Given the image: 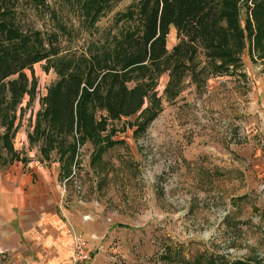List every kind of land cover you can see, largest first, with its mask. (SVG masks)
I'll return each instance as SVG.
<instances>
[{
  "label": "rangeland",
  "instance_id": "rangeland-1",
  "mask_svg": "<svg viewBox=\"0 0 264 264\" xmlns=\"http://www.w3.org/2000/svg\"><path fill=\"white\" fill-rule=\"evenodd\" d=\"M137 1L113 0L93 25L76 0H16L14 15L25 31L61 26L64 48L80 52L125 29L114 17ZM170 32L168 50L177 43ZM197 54L202 68L204 56ZM241 59L238 72H208L198 84L186 76L171 99L163 73L154 89L161 101L157 117L141 130L150 104L144 98L134 115L107 118L99 147L114 142L97 154L90 140L78 144L64 179L55 155L41 154L34 133L39 100L56 74L45 61L34 64L24 71L32 93L14 119L13 148L25 159L3 164L0 155L1 181L24 173L35 187L38 169L57 173L61 205L94 223L89 236L69 229L94 249L86 264H264V74L246 51ZM0 264H12L2 251Z\"/></svg>",
  "mask_w": 264,
  "mask_h": 264
},
{
  "label": "trees",
  "instance_id": "trees-1",
  "mask_svg": "<svg viewBox=\"0 0 264 264\" xmlns=\"http://www.w3.org/2000/svg\"><path fill=\"white\" fill-rule=\"evenodd\" d=\"M39 3L40 0H28ZM83 19L93 25L113 0H76ZM138 0L116 13L114 24L126 28L108 41L90 42L85 51L66 50L64 30H22L15 22L16 0H0V155L3 164L24 162L13 148L15 113L32 93L27 68L45 61L56 79L39 100L34 133L43 156L55 155L58 178H67L75 164L77 145L90 140L97 154L114 141L101 134L107 118L132 116L144 104L141 130L157 117L160 99L154 96L158 78L166 73L164 94H178L189 76L198 84L208 72L242 70L241 55L260 62L264 74V0ZM175 30L177 43L167 49ZM205 63L198 68L197 52ZM240 74H242L240 72ZM153 111V112H152ZM104 112V115H97ZM211 260L208 264H213Z\"/></svg>",
  "mask_w": 264,
  "mask_h": 264
},
{
  "label": "crops",
  "instance_id": "crops-1",
  "mask_svg": "<svg viewBox=\"0 0 264 264\" xmlns=\"http://www.w3.org/2000/svg\"><path fill=\"white\" fill-rule=\"evenodd\" d=\"M170 31L174 33V28ZM50 171L38 169L40 183L35 187L31 176L24 173L4 176L3 183L0 179V251L12 264H68L69 229L92 234L94 223L61 205L60 188L55 186L57 173ZM25 185L28 190H23Z\"/></svg>",
  "mask_w": 264,
  "mask_h": 264
},
{
  "label": "built area",
  "instance_id": "built-area-1",
  "mask_svg": "<svg viewBox=\"0 0 264 264\" xmlns=\"http://www.w3.org/2000/svg\"><path fill=\"white\" fill-rule=\"evenodd\" d=\"M72 248L69 257L70 264H86L91 259L92 248L89 246L88 241L79 235L71 233Z\"/></svg>",
  "mask_w": 264,
  "mask_h": 264
}]
</instances>
